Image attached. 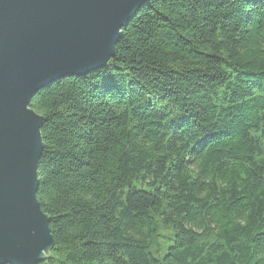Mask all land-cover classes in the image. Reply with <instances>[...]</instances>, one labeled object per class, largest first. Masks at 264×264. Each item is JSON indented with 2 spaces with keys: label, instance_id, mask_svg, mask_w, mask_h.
<instances>
[{
  "label": "trees",
  "instance_id": "16d2710c",
  "mask_svg": "<svg viewBox=\"0 0 264 264\" xmlns=\"http://www.w3.org/2000/svg\"><path fill=\"white\" fill-rule=\"evenodd\" d=\"M30 109L37 264H264V0H151Z\"/></svg>",
  "mask_w": 264,
  "mask_h": 264
},
{
  "label": "water",
  "instance_id": "95a60500",
  "mask_svg": "<svg viewBox=\"0 0 264 264\" xmlns=\"http://www.w3.org/2000/svg\"><path fill=\"white\" fill-rule=\"evenodd\" d=\"M151 0H0V264H37L53 247L36 198L42 118L33 97L105 68L121 29Z\"/></svg>",
  "mask_w": 264,
  "mask_h": 264
},
{
  "label": "rangeland",
  "instance_id": "374dc122",
  "mask_svg": "<svg viewBox=\"0 0 264 264\" xmlns=\"http://www.w3.org/2000/svg\"><path fill=\"white\" fill-rule=\"evenodd\" d=\"M47 256V255H46Z\"/></svg>",
  "mask_w": 264,
  "mask_h": 264
}]
</instances>
